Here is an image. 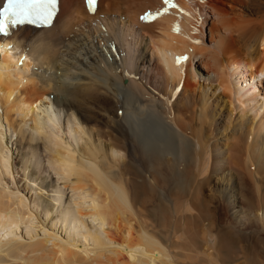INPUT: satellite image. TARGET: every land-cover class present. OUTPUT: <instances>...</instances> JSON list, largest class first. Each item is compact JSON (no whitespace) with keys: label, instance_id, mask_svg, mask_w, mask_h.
Listing matches in <instances>:
<instances>
[{"label":"bare ground","instance_id":"1","mask_svg":"<svg viewBox=\"0 0 264 264\" xmlns=\"http://www.w3.org/2000/svg\"><path fill=\"white\" fill-rule=\"evenodd\" d=\"M172 5L61 0L51 26L13 28L0 264H218L227 230L193 256L160 228L197 219L205 192L264 234V0Z\"/></svg>","mask_w":264,"mask_h":264},{"label":"rangeland","instance_id":"2","mask_svg":"<svg viewBox=\"0 0 264 264\" xmlns=\"http://www.w3.org/2000/svg\"><path fill=\"white\" fill-rule=\"evenodd\" d=\"M156 52H158V51L156 50ZM198 80L201 81V77L199 75H198ZM244 87H245V82L242 83V85H241L242 89ZM256 90H253V91H256ZM210 194L211 193H209V192H205L204 196H205V199L207 200V202L205 203V206L206 205L207 206L206 207L204 206V207L199 209L200 214L198 213L196 215L197 219L191 220V223H193V224H191L190 221L187 222L188 225H182L179 222L180 225L178 226V224H176L178 222L175 221L176 219L175 218L172 219V217H171V215L174 216L175 214L171 213V215H170L171 219L168 216L167 220H166L167 223L165 222V224L168 225V228H167V226H162L163 228L160 227L162 233L171 239H173V237L175 236L174 233L175 234L186 233L189 239L184 241V243L187 241H189V242L184 244V246H185L184 249H185V251H188V253H192L193 256H196L199 253V251L201 250V246H203V244H204L201 240V237L204 234H206V236H210V235L211 236H218V234L221 231L227 230L226 248L224 247L222 249H219L218 253L216 251H214L215 258L217 257L219 260L218 264H221V263L222 264H241V263H243L244 259L250 260L251 258L254 259L253 264H264V234H262L260 236L257 235L254 232V229L251 227V225H249V222H247L246 225L242 224L241 223L242 221H239L236 217H234L233 210H231V208H229V207L227 208L224 206L223 203L218 202L219 200L215 197L214 193L211 194V196L214 194L212 197L207 196ZM209 198H211V199H209ZM170 206H171V204H170ZM201 211H202V213H201ZM198 216H200V217H198ZM227 223H228V225H227ZM193 227H194V229H193ZM198 227L201 229L199 230ZM163 229H166V230H163ZM203 229H205V230H203ZM163 231H165L166 233H164ZM192 234H194V235H192ZM246 237H247V239H246ZM228 238H229V240H228ZM192 244L194 245V247ZM197 250H198V252H197ZM253 250H256V251L254 252ZM247 257H249L250 259ZM202 260L205 262L204 264H206L208 262L206 258H204ZM203 261L200 262V260H199L197 262H200L202 264Z\"/></svg>","mask_w":264,"mask_h":264},{"label":"snow or ice","instance_id":"3","mask_svg":"<svg viewBox=\"0 0 264 264\" xmlns=\"http://www.w3.org/2000/svg\"><path fill=\"white\" fill-rule=\"evenodd\" d=\"M57 3L58 0H7L0 9V33L8 35L10 27L24 24H48L56 12ZM87 3L89 10L94 11L97 0H87ZM164 3L172 5V0H164Z\"/></svg>","mask_w":264,"mask_h":264}]
</instances>
